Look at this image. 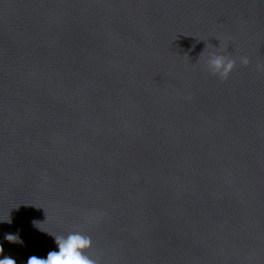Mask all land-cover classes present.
<instances>
[{
  "label": "water",
  "instance_id": "obj_1",
  "mask_svg": "<svg viewBox=\"0 0 264 264\" xmlns=\"http://www.w3.org/2000/svg\"><path fill=\"white\" fill-rule=\"evenodd\" d=\"M0 222L16 264H264V0H0Z\"/></svg>",
  "mask_w": 264,
  "mask_h": 264
},
{
  "label": "clouds",
  "instance_id": "obj_2",
  "mask_svg": "<svg viewBox=\"0 0 264 264\" xmlns=\"http://www.w3.org/2000/svg\"><path fill=\"white\" fill-rule=\"evenodd\" d=\"M238 59L239 62L245 66L249 64L247 57H239ZM236 63V59L213 51L209 54L207 67L213 75L218 76L221 80H225L235 68ZM3 222L11 223V220L9 218L8 221ZM38 223L41 222L32 221L33 227L41 231L36 227ZM52 237L54 238L58 251H49L46 258H38L35 255L30 256L27 260V264H97V261L87 254L91 247L90 237L82 235L80 232H72L67 236L56 235ZM4 239L8 243L23 244V240L20 238L19 233L5 234ZM3 253L4 248L0 245V256H3ZM0 264H16V261L10 257L4 256V258L0 259Z\"/></svg>",
  "mask_w": 264,
  "mask_h": 264
}]
</instances>
